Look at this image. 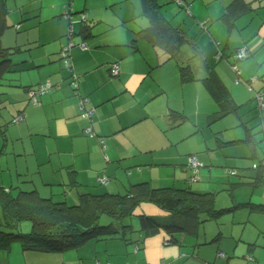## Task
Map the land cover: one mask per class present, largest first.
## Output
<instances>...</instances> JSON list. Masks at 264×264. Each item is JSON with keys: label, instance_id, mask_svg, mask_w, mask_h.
I'll use <instances>...</instances> for the list:
<instances>
[{"label": "crops", "instance_id": "obj_1", "mask_svg": "<svg viewBox=\"0 0 264 264\" xmlns=\"http://www.w3.org/2000/svg\"><path fill=\"white\" fill-rule=\"evenodd\" d=\"M236 1L187 0L193 18L219 21L226 30L225 34L222 26L216 24L211 28L209 23L205 42L200 39L199 43L205 60L230 91L236 105L235 112L216 117L213 113L219 110V105L200 81L182 85L172 64L154 67L157 59L152 55L140 56L148 49L146 41L135 33L147 22L141 16L140 0H103L102 9L90 0L73 1L74 10L84 9L91 23L90 36H74L75 41H84L88 46L87 49L74 47L71 51L73 68L81 74L74 92L68 81L70 74L59 58L67 29V20L59 18L62 5H59L60 0L56 1L52 11L42 15V0L37 13L21 20L31 19L26 26L31 30L26 31L25 37L17 35L3 44V31L0 35L3 47L19 48L10 57L11 66L0 81V124L13 116L23 118L20 122L7 124V138L0 141V147L3 146L0 161L4 162L6 178L5 183H0L16 189H36L42 196L67 204L74 203L82 192L123 193L131 184L139 182H147L154 188L183 187L189 183L185 156L192 151L190 147H184L180 156H173L170 151L168 154L158 152L164 139L171 144L177 138L163 135L171 127L179 126L174 121L171 126L170 110H189L177 106L179 97L185 102L190 98L202 114L212 112L209 118L215 122L211 132L204 133L207 148L201 149L203 154L198 156L204 159L206 155L208 165L199 171L198 180L189 184L191 188H226L230 178L222 168L234 167L238 175L231 180L253 184L237 185L234 188L237 190L231 192L233 198L264 204V169L259 170L261 180H258L257 171L250 168L255 158L244 144H223L216 139L242 138L257 112L252 91L242 84H235L224 63L213 62V42L217 41L229 52L242 46V42L251 47L254 59L237 63L240 76L247 79L256 75L258 80L252 87L264 88L259 84L262 79L264 81V0H242L246 10L235 5ZM231 4L235 6L231 9L240 12L232 18L231 31L240 34L233 39L218 19ZM107 8H111V12L103 26L93 29L102 18L99 11ZM176 10L170 5L168 9H161V13L172 26L195 34L192 33L195 26L190 28L191 16L187 19L184 14L174 17ZM140 16L143 22L133 26V21ZM36 27L40 29L33 30ZM78 29L75 27V31ZM114 61L120 66L116 77L110 74V65ZM47 80L58 84L59 88L39 95L38 103H31L28 100L30 89ZM83 108L84 111L90 108L92 115L82 116ZM144 116L152 117L144 121ZM199 125L202 128V123ZM99 176H106L107 182L98 185ZM222 190L217 195L219 204L230 199ZM139 211L163 214L161 209L148 203L141 204ZM125 237L129 240L92 238L64 252L24 251L18 243H13L7 251H0V264H160L162 260L166 264H264V213L250 212L246 207L217 222L205 223L196 235H177L173 244L164 243L166 234L162 231L150 236L138 231ZM247 242L256 246H253L255 262H247L248 254L245 255L247 259L241 257L245 250L249 252ZM217 250L224 252L225 259L216 256Z\"/></svg>", "mask_w": 264, "mask_h": 264}, {"label": "trees", "instance_id": "obj_2", "mask_svg": "<svg viewBox=\"0 0 264 264\" xmlns=\"http://www.w3.org/2000/svg\"><path fill=\"white\" fill-rule=\"evenodd\" d=\"M73 1L67 0V3L64 2V5L61 6V15L67 20V29L65 33L66 40L59 50V58L62 62V67L70 74L68 77L69 85L76 92L81 74L73 68L71 51L74 47L82 49L79 46L80 43H83L86 49L88 48L84 41L77 42L74 38L76 37L75 34L82 38L90 36L91 23L88 22L84 9L79 12L74 10L72 7ZM165 2L176 3L178 11L181 10L188 13L190 18V3L187 0H166ZM165 2L140 0L141 16L147 22L146 25L137 29L135 33L139 34L146 41L145 44L148 45L147 51L141 53L140 56L145 58L152 55L153 58L157 59L154 67L172 64L177 69L179 81L182 85L188 82L195 83L200 81L212 100L219 105V110L215 111L213 116L215 114L216 117H219L220 115L235 112L236 105L233 103L230 91L214 69L208 65L199 44V31H207V25L216 20L202 21L196 20L191 16L190 20L194 22V25L197 24L192 32L195 34L191 35L186 29L172 26L162 15L161 8ZM237 4L239 8L246 10V5L242 0H237L235 5ZM232 7L235 6H232V4L227 6L226 10L218 18L224 23L227 31L231 33L233 32L231 31L233 26L232 18L240 13L236 12V9H231ZM6 10L5 1L0 0V19ZM141 16L133 21V26L143 22ZM184 19L187 18L184 17ZM75 22L79 24L77 31H75ZM2 31L3 26H0V35ZM213 43L215 48L214 53L211 55L213 62L224 63L233 75L234 83L242 84L245 88L252 91L251 96L257 112L254 121L246 130L247 134L242 138L232 141H223L219 137L215 138L223 144L232 142L244 144L250 151L251 156L257 158V162H252L250 168L257 171L258 175L256 177L260 178L259 174L261 171L259 170L264 169V88L254 89L252 85L255 80H258V76L253 75L244 79L240 76V69L237 66L238 62L251 55V47L244 44L238 48H233L229 52L224 50L217 41ZM16 50L18 51L19 48L3 47L0 43V81L3 79V74L9 70L11 66L10 57L16 53L14 52ZM64 51H66L65 58L62 56ZM225 51L228 53H225ZM66 60L69 62L68 65L65 64ZM113 65H117L119 68L116 74L111 72ZM119 73V64L117 61L112 62L110 74L116 77ZM74 76L77 77L76 85L72 82ZM259 84L264 87L263 79ZM39 86L40 84L29 91L28 100L33 104L38 103V96L36 101H34L33 97L30 96V92L36 90ZM53 88H59V85L53 84L49 92ZM200 106L203 107L202 103H200ZM195 110L199 114L197 107ZM87 112L88 110L84 111L83 108L81 115L90 117L92 112L89 114ZM211 113L203 115L207 120V124L211 122L209 118L212 115ZM19 117L20 119H16ZM151 117L144 116V121L151 119ZM168 117L171 119L172 126V121L176 122L175 125H180L189 116L182 111L170 110ZM22 119L21 116H13L10 120L0 124V141H4L7 138V124L20 122ZM189 121L192 127L196 126L195 129L191 128L190 130H195L196 132L202 129L199 123H195L193 119ZM2 147L1 145L0 153L2 152ZM259 150L261 152H258ZM199 154H203L199 148L186 154L188 156V158L186 157V168L189 170L190 176L188 178L189 183L183 187L164 186L154 188L147 182H139L131 184L123 193L106 191L82 192L72 204L42 196L36 189L23 190L16 189L9 184V186L0 184V251H7L13 243H18L24 251L64 252L74 249L92 238L117 237L129 240L125 237L126 234H135L138 231H142L145 236L154 235L162 231L166 234L164 243L173 244L177 241V235H196L205 223L217 222L223 216L234 213L238 209L246 207L250 212L264 213L263 203L239 201L233 198L231 192L237 185L243 182L253 184L250 181L231 180L232 177H237L238 175L234 167L222 166L223 172L231 180L227 179L226 183L228 186L222 188L223 190H193L189 184L197 181L199 171L208 165L206 155L203 159L198 157ZM191 158L196 160V165L192 164ZM107 180L106 176L97 177L98 185L106 183ZM258 180H261V178ZM221 190L226 191L225 193L230 197L223 204H219L217 201V195ZM143 203L158 207L163 214L150 215L141 212L136 215L135 212L139 210ZM134 215L138 218L137 222L132 218ZM103 218H106L107 221L103 222ZM24 221L30 222V229L27 232L21 231V224ZM247 245H249L247 247L249 252L247 251L246 253L245 250L241 257H245L248 254V262H255L257 257L253 248L256 246L250 242H247ZM216 256L222 259L226 257L222 250H217ZM95 264L101 263L95 262ZM160 264L166 263L162 260Z\"/></svg>", "mask_w": 264, "mask_h": 264}, {"label": "rangeland", "instance_id": "obj_3", "mask_svg": "<svg viewBox=\"0 0 264 264\" xmlns=\"http://www.w3.org/2000/svg\"><path fill=\"white\" fill-rule=\"evenodd\" d=\"M56 1H59V0H43V2H42V0H5V7L7 9V12H5L4 15L0 19V26H3V34L1 36L3 44H7L6 40L10 41L13 38L15 39V36H17V35L19 38L25 37L26 31L31 30V29L26 28V26L28 25V23L31 19H27V20H24L22 22H21V20L25 19L28 16H31V14L37 13V11L39 10L38 8L41 5V2H42V13H43L42 15H47L54 8V3ZM159 1L165 2L166 0H159ZM63 2L67 3V0H60L59 5H64ZM90 2L94 6L99 7L100 9H102V7H103L102 6L103 0H90ZM26 3H29V4L26 5ZM170 5H173L175 8H177L176 12H174V14H173L174 17H176L178 14H182V13L184 14V17H186V18L189 17L188 13H186L184 11L182 12L181 10L178 11V7H177L178 5H176L174 3H169L166 7L163 6V8L165 7L164 9H168V8H170ZM163 8H161V9L164 10ZM110 12H111V8H107L105 10L99 11L98 15L101 16L102 18L100 19V22L94 26L93 29L97 30L98 28H101L104 24L105 18L110 15ZM61 13H62V7L59 10V18H63ZM185 13H186V15H185ZM42 15H41V17H42ZM76 15H78V14H76ZM76 15H75V17H76ZM168 16L172 17V14L169 13ZM172 19H173V17H172ZM216 24L222 26V28L226 34V30H225L224 26L219 21H215L213 23H210L209 27L214 28ZM74 26L76 28H78L79 24L75 23ZM193 26L196 27L197 24L194 25V22H193L190 28H192ZM39 29L40 28L36 27L33 30H39ZM243 33H244V29H243ZM8 35L10 36L9 38L6 37ZM235 36L239 37L240 34H238L236 31H233L232 33L229 34L230 39H233ZM205 38H206L205 37V31L204 30L199 31V39H201L205 42ZM243 45H244V43L242 42V46ZM254 54L255 53L253 51V53L248 58H245V59L241 60L240 62L241 63H248V61H250L251 59H254ZM186 95L187 94H185V97H186ZM195 95L196 94L194 93V97H195ZM188 96L190 97L191 95H188ZM177 100H178V104H177L178 107L184 106V107L189 109V110H186V112H185L189 117L187 120H185L179 126L171 127L170 129H168L166 131V135L163 132V135L166 138L175 137V136L177 138H175V140H173V143H171V144H169L167 142V140L164 139L161 148L158 149V152H161V154H168V152L170 151L173 153V156H175V154L177 156H180L182 153L181 150L186 146L190 147V149L192 151H195L197 148H199V150L203 149V148H207V144L205 141L206 137H204V133L205 132L210 133L211 130L213 129L215 122H210L207 124L206 123L207 120L203 116L204 114H201V112H199V114L196 113V110L194 108L195 103L193 101H189L190 98L187 100V102L183 101L179 97H177ZM190 119H193L195 123H204L202 125V129L195 132L194 134H190L191 133L190 129L192 128L191 123L189 121ZM195 127L196 126H194V128ZM187 131H189V132H187ZM200 132H203V133L201 134ZM169 134H172V135L168 136ZM258 152H261V151L259 150ZM185 157L188 158V156H185ZM0 158H3V157L0 156ZM254 160L257 162V158H255ZM4 167H5L4 162L0 161V181L5 183L6 178H5V171H3ZM235 190H237V189H234L233 191H235ZM239 211H237V212H239ZM139 213H141L139 210H137L135 212L136 215ZM132 218H134L133 220H135L136 222L138 221L137 216L134 215ZM102 221L106 222L107 219L103 218ZM29 229H30V222L29 221L22 222L21 231L27 232V231H29ZM246 259H244V260L247 261Z\"/></svg>", "mask_w": 264, "mask_h": 264}, {"label": "built area", "instance_id": "obj_4", "mask_svg": "<svg viewBox=\"0 0 264 264\" xmlns=\"http://www.w3.org/2000/svg\"><path fill=\"white\" fill-rule=\"evenodd\" d=\"M79 46H80L82 49H86V47H85V45H84L83 43H80ZM62 56H63L64 58L66 57V51L62 52ZM65 64H66V65L69 64L68 60H66ZM118 70H119V68H118L117 65H113V67L111 68V72H112V74H116V73H118ZM76 78H77V77L74 76V77H73V80H72V82L74 83V85H76ZM51 87H52V84H51L49 81H47V82H45L44 84H40V86H39L36 90L31 91V92H30V96H32V97H33V100L36 101L37 96H39V95H41V94H44V93H48V92L50 91ZM91 112H92L91 110H88L87 113L89 114V113H91ZM16 119H20V117H19V118H16ZM16 119H15V120H16ZM191 162H192L193 165H196V164H197L196 160L193 159V158H191Z\"/></svg>", "mask_w": 264, "mask_h": 264}]
</instances>
